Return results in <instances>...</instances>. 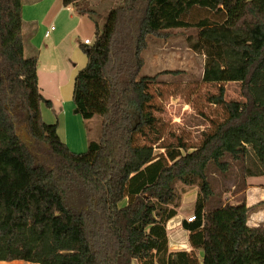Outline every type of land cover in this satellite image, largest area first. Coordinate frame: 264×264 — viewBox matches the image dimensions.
Here are the masks:
<instances>
[{
	"label": "trees",
	"instance_id": "16d2710c",
	"mask_svg": "<svg viewBox=\"0 0 264 264\" xmlns=\"http://www.w3.org/2000/svg\"><path fill=\"white\" fill-rule=\"evenodd\" d=\"M78 2L62 0L96 28L93 44H79L87 64L75 75L73 102L85 120L101 118L84 152L43 117L51 101L39 86L38 53L25 55L23 0H0V261L264 264V225L248 224L252 208H208L210 172L225 178L236 164L244 186L264 176V0H122L102 24ZM174 29H194L186 39L205 55L202 81L218 86L207 100L221 114L208 119L198 145L163 142L154 86L179 71L141 73L151 39ZM228 82H240L244 100L225 99ZM179 184L198 186L195 219L182 221L190 251L169 249Z\"/></svg>",
	"mask_w": 264,
	"mask_h": 264
},
{
	"label": "rangeland",
	"instance_id": "374dc122",
	"mask_svg": "<svg viewBox=\"0 0 264 264\" xmlns=\"http://www.w3.org/2000/svg\"><path fill=\"white\" fill-rule=\"evenodd\" d=\"M42 0L41 8H44L45 3ZM122 0H85L90 7L97 11V17L100 24L103 23L109 10L117 6ZM24 5H27L28 0H23ZM31 2V1H30ZM79 0L78 3H81ZM63 6L62 2H58L57 7ZM29 9H33L32 5ZM76 10L75 6H71ZM66 9V8H65ZM29 16H32L43 11L28 10L24 9ZM35 11V12H33ZM68 11L62 12L58 18L53 22L55 30L51 31L50 37L46 38L43 36L42 46L48 44L49 46H55L57 42H60L62 50V55L68 54L69 48L72 45H77L79 42H84L85 39H93L95 34V20L91 19L88 15L74 14V17L69 16ZM189 33H194V29H174L171 31L170 35L165 38H153L151 39L148 47L143 52V57L145 65L142 69L143 75H154L163 70H177L176 74H162L158 78V83L154 86V96L156 103L160 106L161 111L157 112L160 118V125L162 129L166 132L163 136L165 144H176L179 139L188 145H198L202 133L209 126L208 119L215 117V115H220L221 110L215 107L213 104L209 103L207 97L211 94L217 93L218 86L212 83H205L202 81L205 55L194 51L186 39V35ZM39 37H42L40 35ZM44 48V47H43ZM53 48V47H50ZM77 53L81 56V63H76V72L72 77L70 84L66 86L63 90L64 93L70 96L71 102H73V86L74 78L77 72L83 69L87 64V55L80 45L76 47ZM44 52L50 53L49 49L44 48ZM58 74L55 80H47L46 76L41 75L42 87L46 94H56L58 89V82H64L66 76L57 67ZM63 73V74H62ZM68 74V68H67ZM65 76V77H64ZM225 99L230 100H244L241 94V84L240 82H228L225 83ZM75 111V109L73 110ZM204 113L209 116H204ZM85 125V130L87 137L90 140H96L100 135L101 131V118L98 115L92 116L90 119L85 120L82 118ZM87 146L83 147L82 151L87 150ZM161 150L156 148V153H160ZM234 168L228 177H221L218 173L212 171L210 172L211 183L214 188L215 195L208 203V208H213L225 202L230 203H240L245 201L246 203H253L250 207L252 208L249 217L250 219H256L255 215L258 209H261L264 204L259 205L258 200L249 199L247 197L249 194V189L253 186L248 184V179L246 180L245 186L242 181L239 185V178L237 177L236 164L233 165ZM252 182L255 183L258 189L264 188L262 182H264V176L251 177ZM181 190V201L178 208L179 217L172 219L170 228H168L169 237V249L172 251L177 250H192L189 243V233L182 227V221L187 220L188 217L193 215V208L195 199L198 192V186H185L178 185ZM251 197L256 196V193L251 192ZM257 202V203H256ZM264 212L258 214L262 216ZM248 217V218H249ZM179 222V230L174 229L173 224ZM260 225H264L260 223ZM181 245V246H180ZM195 253L200 257V252L195 249ZM134 264H138L137 261Z\"/></svg>",
	"mask_w": 264,
	"mask_h": 264
},
{
	"label": "crops",
	"instance_id": "0c3cea01",
	"mask_svg": "<svg viewBox=\"0 0 264 264\" xmlns=\"http://www.w3.org/2000/svg\"><path fill=\"white\" fill-rule=\"evenodd\" d=\"M31 1V2H30ZM58 2H62V0H46L44 1L45 6L44 8H41V5L39 3H42V0H28L27 5H23L22 9V17L24 21V38H25V55L26 56H32L35 53H38V79H39V86L41 89V92L45 99L51 101V106H48L45 103H42V113L45 121L49 123H57L58 128L57 132L60 136V138L75 152L82 151L83 147L88 145V142L90 139L87 137L85 125L83 123L82 117L78 113V111L75 108V105L71 102L70 96L66 95L64 93V89L70 82L72 81V77L74 76L76 72V63H81V56L76 51L77 45L80 43H83L82 41L79 42L77 45L70 46V50L68 54L61 53L62 47L60 42H57L55 46H49L48 44H44L42 46L43 42V36L46 38L50 37V33L48 36L45 35L46 31L50 29V27H54L53 31L55 30V26L53 25V22L58 18V16L64 12L65 10L70 13V17H74V14L78 13L71 7V6H60L56 8V5ZM25 3V2H24ZM63 4V3H62ZM30 5H32L33 9H29ZM66 8V9H65ZM24 9H28L30 11L36 10V13L38 11H43L41 13H38L32 16H29ZM35 12V11H33ZM79 16H81L79 14ZM42 35V37H39ZM95 39V34L93 36L92 41ZM49 49L50 53L47 51L44 52V48ZM53 47V48H50ZM62 51H66L63 49ZM76 62V63H75ZM57 67L64 73V76L66 80L64 82L60 81L58 82L57 86V93L56 94H46L44 91V88L42 87L41 82V75L46 76L47 80H55L58 74L55 71L57 70ZM67 68H68V74H67ZM62 73V74H63ZM75 109V111H73ZM248 184H251L253 187L249 189V194L251 195V192L256 193V196L251 197L248 195L247 200L256 199L259 198L257 201L258 203L261 201H264V188L258 189L255 185V183L258 182H252L251 177L247 178ZM264 185V182H262ZM256 202V203H257ZM253 203H248V206H251ZM261 212H264V206L261 209H258L256 213L252 214L256 216V219H250L248 218V224L251 226H258L260 223L264 224V214L262 216H259ZM176 218L179 217V213L175 216ZM174 217V219H175ZM173 219V218H172ZM172 219L168 222V228H170V224L172 222ZM174 229L179 230V222H176L173 224ZM187 231V230H186ZM188 232V231H187ZM171 244V243H169ZM181 246V245H180ZM173 251V250H172ZM0 264H37L32 262H27L24 260H13V261H0Z\"/></svg>",
	"mask_w": 264,
	"mask_h": 264
},
{
	"label": "built area",
	"instance_id": "2783aa9c",
	"mask_svg": "<svg viewBox=\"0 0 264 264\" xmlns=\"http://www.w3.org/2000/svg\"><path fill=\"white\" fill-rule=\"evenodd\" d=\"M53 29H54L53 26L50 27V29L46 31L45 35L48 36L49 33H50ZM84 43H85V44H88V45H91V44H93V41L90 40V39H85V40H84ZM194 219H195L194 214H193L192 216H190V217L187 218L188 221H193Z\"/></svg>",
	"mask_w": 264,
	"mask_h": 264
}]
</instances>
